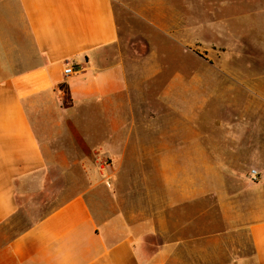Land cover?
<instances>
[{"label": "crops", "instance_id": "crops-1", "mask_svg": "<svg viewBox=\"0 0 264 264\" xmlns=\"http://www.w3.org/2000/svg\"><path fill=\"white\" fill-rule=\"evenodd\" d=\"M151 11L127 33L115 0H0V264H172L171 241L264 264V121L216 126L215 106L191 104L215 75L159 66L155 46L184 48L188 28Z\"/></svg>", "mask_w": 264, "mask_h": 264}, {"label": "rangeland", "instance_id": "rangeland-1", "mask_svg": "<svg viewBox=\"0 0 264 264\" xmlns=\"http://www.w3.org/2000/svg\"><path fill=\"white\" fill-rule=\"evenodd\" d=\"M115 4L119 17L126 24L127 33L132 32V28L141 33L148 29L139 17L147 9L152 10L151 19L156 24L169 27L181 26L186 15V46L179 48L176 43L174 46L171 43L169 48V45L166 47L159 43L155 46L159 66L165 61L167 70L171 68L175 73L181 70L183 62L185 72L188 66L190 74L215 75L211 80H204L205 87L200 88L201 93L195 94L191 91L189 99L195 106L202 105L203 102L208 108L215 106L212 108L215 115H211L209 120L216 126L218 123L228 124L232 119L264 121V0H115ZM134 42L141 55L145 56L150 52L143 37H135ZM193 83L198 84L196 81L191 82ZM230 98L237 99L236 107L234 104L223 107V101ZM206 112L207 110L202 109L200 114L204 116ZM173 120L178 122L177 118ZM175 124H169L168 129L174 126L176 134L178 131ZM213 136L218 142L225 139L224 133ZM197 163L194 160L189 161L193 177L197 176ZM96 165L101 168L103 161L99 159ZM175 165L178 167L181 162H175ZM254 170H258V167L255 166ZM78 180L79 188H87V182L80 172ZM253 182L256 183L257 180L253 179ZM224 183L228 185L230 181L226 179ZM206 184L208 188L218 184L212 169L207 171ZM208 200L213 202L212 198ZM219 227L222 230L225 228ZM180 230H183V226L175 225L174 235H190L181 233ZM191 235L197 236V231ZM168 243L172 244V264H214L213 257H206L207 263L201 259L197 241L192 244L187 241L184 245L178 241ZM218 248L212 245L211 251ZM247 251L249 243L242 245L239 242V254L244 255ZM243 255L238 256L239 262L245 259Z\"/></svg>", "mask_w": 264, "mask_h": 264}, {"label": "built area", "instance_id": "built-area-1", "mask_svg": "<svg viewBox=\"0 0 264 264\" xmlns=\"http://www.w3.org/2000/svg\"><path fill=\"white\" fill-rule=\"evenodd\" d=\"M74 73H75V71L73 70V68L71 66H68L64 71L65 76H72ZM108 164H109L108 161H103V166L106 167V166H108ZM252 175H253L254 179L257 180L259 173L256 170H254L252 172Z\"/></svg>", "mask_w": 264, "mask_h": 264}]
</instances>
